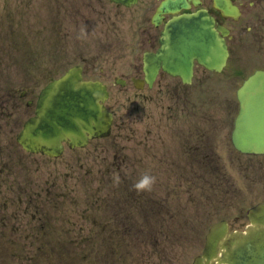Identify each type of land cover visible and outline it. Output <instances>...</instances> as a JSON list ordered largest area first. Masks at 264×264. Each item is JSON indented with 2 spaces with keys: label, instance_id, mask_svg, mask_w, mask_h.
Here are the masks:
<instances>
[{
  "label": "rangeland",
  "instance_id": "1",
  "mask_svg": "<svg viewBox=\"0 0 264 264\" xmlns=\"http://www.w3.org/2000/svg\"><path fill=\"white\" fill-rule=\"evenodd\" d=\"M79 1L65 0L63 9L72 12L67 25L83 24L80 9L97 11ZM145 6L154 8L155 0H141L122 22L111 4L110 38L78 34L59 43L62 20L48 0H0V79L23 80L34 59L60 64L59 72L82 65L85 78L107 83L106 104L115 116L110 137L59 158L30 155L18 145L29 110L15 107L13 117L0 119V264H192L212 222L224 218L240 229L248 224V206L264 198V157L255 160L260 169L253 175L250 158L238 160L231 149L235 103L207 100L200 88L185 96L168 83L133 86L151 46L138 32ZM200 79L201 73L197 85ZM197 133L213 135L206 147L213 140L219 150L208 159L220 164L190 161ZM145 172L155 182L135 189Z\"/></svg>",
  "mask_w": 264,
  "mask_h": 264
},
{
  "label": "water",
  "instance_id": "2",
  "mask_svg": "<svg viewBox=\"0 0 264 264\" xmlns=\"http://www.w3.org/2000/svg\"><path fill=\"white\" fill-rule=\"evenodd\" d=\"M130 5L136 0H115ZM173 4L163 3V8ZM153 21L155 22V16ZM158 53L146 52L144 71L151 86L160 67L190 80L194 60L210 69L225 63V40L214 32L203 15H183L167 25ZM122 84H125L122 82ZM142 87V81H136ZM240 114L233 143L244 153H264V71L251 75L238 91ZM108 97L99 81H84L75 67L48 84L40 94L36 116L25 124L18 140L28 150L59 156L63 142L70 147L84 146L90 138L107 136L112 113L102 104ZM251 225L245 232L228 233L227 224H214L203 254L194 264H264V203L248 212Z\"/></svg>",
  "mask_w": 264,
  "mask_h": 264
},
{
  "label": "flooded vegetation",
  "instance_id": "3",
  "mask_svg": "<svg viewBox=\"0 0 264 264\" xmlns=\"http://www.w3.org/2000/svg\"><path fill=\"white\" fill-rule=\"evenodd\" d=\"M140 1L135 5L127 7L123 4L115 3L113 0H81L78 6L85 5L90 8H97V11L89 12V15L80 9L83 24L80 27H76L73 23L71 25L66 24L69 21L68 19H70L68 15L72 16V12L70 9H63L65 0H48L55 9L54 15L59 16V21L60 19L62 20V27H59L57 41L60 43L61 40L73 38L78 34H96L110 38L112 33V22H110L111 4H113L114 13L120 14V18L123 19L122 22H126L127 11L138 5ZM163 1L155 0L154 8L145 6L139 9L141 21L138 32L141 31L142 34L148 36L151 44L148 50L156 52L159 49L166 24L173 18L183 13L201 12L213 21L216 32L225 38L229 56L221 72L211 71L196 62L193 78L190 83H185L180 76H174L161 69L155 79V86L160 83L164 87L168 83L170 87H178L180 90H184L185 96H187V92L190 89L200 88V92H203L205 97H207L205 99L208 100L210 98L214 102L235 103L238 110V88L252 73L257 70H264V0H174L176 3L173 12H160V6ZM93 12H97L99 15L94 16L92 15ZM154 13L155 15L160 14L155 24L152 21ZM96 18L98 22H95ZM147 25H150L154 30L149 29ZM9 28L13 29V24H10ZM60 67V64H57V69L49 67L45 61L40 60L38 62L34 59L24 72L23 80L11 78V81H4L0 79V119L9 118V115L10 118L13 117V109L20 106L29 110V116L25 118L23 124L27 119L31 118L35 114L41 89L70 68L68 67L64 71L59 72ZM199 73H201V79L197 85L195 78ZM17 81H20V83H16ZM235 116L232 118L231 133ZM191 136H195L192 137V141L197 142V144L193 145V149H197L195 150L197 154L191 155L190 161L192 163L201 166H212L211 163L216 162L220 164L218 158L214 161L209 160V157H212L213 154L214 157L215 155L217 156V151L219 150V148H215L216 145H213V140L206 147L207 136L212 137V134H205V138H199L202 136L201 133ZM217 138L219 142H215L219 143V146L223 148L224 138L222 134H217ZM199 148L201 149L199 150ZM212 148L213 150H208ZM231 149L235 151V156L239 160V152L234 149L232 144ZM22 150L26 152L23 148ZM26 153L31 155V153ZM249 157H252L249 163L251 170L259 169L260 165L258 161H255L259 157ZM172 210L174 215L180 212L179 208Z\"/></svg>",
  "mask_w": 264,
  "mask_h": 264
},
{
  "label": "clouds",
  "instance_id": "4",
  "mask_svg": "<svg viewBox=\"0 0 264 264\" xmlns=\"http://www.w3.org/2000/svg\"><path fill=\"white\" fill-rule=\"evenodd\" d=\"M155 180L156 177L154 175L145 172L144 174L141 175V177L138 180L135 181L133 186L137 190H146L151 188Z\"/></svg>",
  "mask_w": 264,
  "mask_h": 264
}]
</instances>
